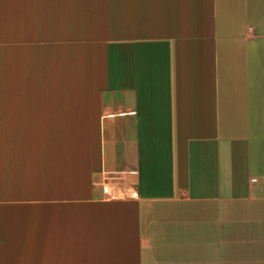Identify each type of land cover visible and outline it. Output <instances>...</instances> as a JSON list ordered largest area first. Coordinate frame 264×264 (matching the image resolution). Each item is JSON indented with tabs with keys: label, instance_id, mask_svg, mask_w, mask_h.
Wrapping results in <instances>:
<instances>
[{
	"label": "crops",
	"instance_id": "obj_1",
	"mask_svg": "<svg viewBox=\"0 0 264 264\" xmlns=\"http://www.w3.org/2000/svg\"><path fill=\"white\" fill-rule=\"evenodd\" d=\"M0 264H264V0H0Z\"/></svg>",
	"mask_w": 264,
	"mask_h": 264
},
{
	"label": "built area",
	"instance_id": "obj_2",
	"mask_svg": "<svg viewBox=\"0 0 264 264\" xmlns=\"http://www.w3.org/2000/svg\"><path fill=\"white\" fill-rule=\"evenodd\" d=\"M102 192H103L104 194H108V189H107L106 187H104V188H102Z\"/></svg>",
	"mask_w": 264,
	"mask_h": 264
}]
</instances>
